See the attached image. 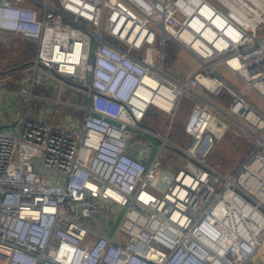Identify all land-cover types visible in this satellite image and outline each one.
Here are the masks:
<instances>
[{"label": "built area", "instance_id": "2783aa9c", "mask_svg": "<svg viewBox=\"0 0 264 264\" xmlns=\"http://www.w3.org/2000/svg\"><path fill=\"white\" fill-rule=\"evenodd\" d=\"M154 1L0 0V36L33 42L18 85H0V104L22 97L10 119L0 105V264H262L264 133L246 127L249 153L216 169L206 156L226 111L200 89L264 124L245 94L264 97V0ZM163 39L195 61L182 79L161 69ZM184 92L197 101L180 146L166 132ZM32 98L77 114L46 122L28 114ZM149 107L167 113L164 133L139 122ZM133 128L156 139L147 161ZM167 143L180 153L170 172L156 163Z\"/></svg>", "mask_w": 264, "mask_h": 264}, {"label": "rangeland", "instance_id": "374dc122", "mask_svg": "<svg viewBox=\"0 0 264 264\" xmlns=\"http://www.w3.org/2000/svg\"><path fill=\"white\" fill-rule=\"evenodd\" d=\"M261 32H264V29ZM3 37L4 38L0 41V78L6 74H9L10 77L9 79H5L6 81L0 79V85L5 87L10 85L17 86L18 84L14 83L13 80L21 68L16 60L18 57V50H16V48L20 47L21 42L19 40L21 39L15 37L11 38L8 34H5ZM159 61L161 69L164 72L178 79H182L192 66L195 65V61L186 51L178 47L176 43L168 42L167 39H163L161 42V57L159 58ZM212 67L218 74L233 83L236 87H242L244 85L242 78L227 68L223 63L215 62ZM200 92L226 111V113L216 112V116L225 122L226 127L209 150L206 156V161L221 172H231L238 165L240 160L249 153L254 144L253 133L247 129L249 128L258 133H264V124L260 127L251 126L247 120L232 113L225 106V100L227 98L223 94L210 96L202 89H200ZM245 94L255 105L263 110L264 114V97L252 87H246ZM14 99V101L8 102L4 95L1 98L0 105L6 107L1 113L7 115V119H10L11 113L16 109L18 110L20 100L22 101L20 95L15 96ZM193 101L197 100L192 95L184 92L181 95L177 112L168 124V130L166 132L167 137L180 146H185L189 139L188 134H186L182 128V124ZM21 104L23 105V103ZM1 109L2 106H0V110ZM66 113L77 114V112L73 111L72 107L69 105L54 104L46 106V102L38 98L30 99L28 105V114L30 116L58 125H63L67 121ZM168 118L167 113L159 112L158 114H154L152 112V107H149L145 110L139 122L142 125L152 127L159 132L164 133ZM132 134H134V137L132 138H137L138 141L144 144L146 152L144 159L147 161L152 157L157 148L156 139L137 128L132 129ZM178 154L169 144V146L161 152L160 160L156 159V163L167 172H170L174 168V165L179 161L180 157ZM262 249L264 250V248ZM262 264H264V259Z\"/></svg>", "mask_w": 264, "mask_h": 264}, {"label": "trees", "instance_id": "16d2710c", "mask_svg": "<svg viewBox=\"0 0 264 264\" xmlns=\"http://www.w3.org/2000/svg\"><path fill=\"white\" fill-rule=\"evenodd\" d=\"M20 40V47L16 48L18 57H17V64H21L23 61L28 59L33 52V42L31 40L19 37ZM168 42L173 43L169 39H167ZM15 60V61H16ZM178 109V108H177ZM177 112V111H176Z\"/></svg>", "mask_w": 264, "mask_h": 264}, {"label": "bare ground", "instance_id": "6f19581e", "mask_svg": "<svg viewBox=\"0 0 264 264\" xmlns=\"http://www.w3.org/2000/svg\"><path fill=\"white\" fill-rule=\"evenodd\" d=\"M138 1H142V0H138ZM161 3H162V0H155L153 6H151L150 9L151 10H153V9L156 10L160 6ZM191 14L192 13H190L188 16H190ZM201 147L204 148V149L206 148L205 144H203Z\"/></svg>", "mask_w": 264, "mask_h": 264}, {"label": "crops", "instance_id": "0c3cea01", "mask_svg": "<svg viewBox=\"0 0 264 264\" xmlns=\"http://www.w3.org/2000/svg\"><path fill=\"white\" fill-rule=\"evenodd\" d=\"M8 35L12 38V37H15V38H19L18 36L14 35V34H9ZM4 37L3 36H0V41L3 39ZM20 41V40H19Z\"/></svg>", "mask_w": 264, "mask_h": 264}]
</instances>
